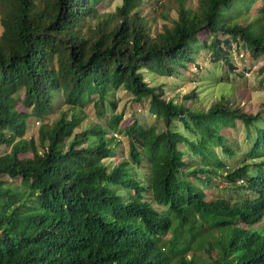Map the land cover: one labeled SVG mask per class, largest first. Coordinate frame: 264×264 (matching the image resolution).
Wrapping results in <instances>:
<instances>
[{"label": "trees", "instance_id": "1", "mask_svg": "<svg viewBox=\"0 0 264 264\" xmlns=\"http://www.w3.org/2000/svg\"><path fill=\"white\" fill-rule=\"evenodd\" d=\"M104 1L0 0V264H194L177 240L195 238L207 242L200 264H264L260 111L223 95L196 109L143 79V70L179 74L202 48L229 71L241 50L264 55V23L237 19L256 0H156L155 30L141 0L102 11ZM118 88L156 120L121 126L108 98ZM56 95L62 108L44 122ZM87 105L94 119L82 127ZM34 120L36 136L25 138ZM238 124L240 150L225 134ZM215 187L239 195L208 196Z\"/></svg>", "mask_w": 264, "mask_h": 264}, {"label": "rangeland", "instance_id": "2", "mask_svg": "<svg viewBox=\"0 0 264 264\" xmlns=\"http://www.w3.org/2000/svg\"><path fill=\"white\" fill-rule=\"evenodd\" d=\"M157 2H161V0ZM157 2L156 0H141V4L139 5V12L141 15L146 18L152 17L155 19L152 23L153 30L158 29L161 23L164 22V20L160 17L159 8L155 5ZM117 4H119V0L104 1L98 7L102 11H111ZM184 5L192 8L195 5V0H184ZM263 6V0H256L249 5L245 14V10L240 9L237 14L239 18L237 19H239V22L242 24L245 23V20L250 23L254 21L257 25L263 24L264 11L261 13V17L256 14L259 13L258 9ZM169 13L173 15L172 10H170ZM231 13L233 14L234 10H232ZM255 29L261 32L259 26ZM257 30H255L256 34H258ZM198 38L200 40L205 38L207 41L208 35L205 32H201L198 34ZM206 51H208L206 48L199 50V52L192 57V60L185 65L184 70L181 69L179 74H174L171 77H159L150 73L148 70H143V79L154 85L162 83V88L164 90L162 97L164 99L172 98L174 102L181 101L184 105H192L196 109L208 107L214 100H218L220 95H223L224 99L235 98V96H237V99L235 98V100H232L230 103H233L237 106L241 105L240 108L247 113L253 114L256 111H260V116L264 118V55H259L257 58H253L248 54L247 51L241 50L239 52L242 54L241 56H239V54L234 55V69L229 71L222 62H211L210 55ZM243 67L246 69H243ZM242 71H246V73L243 72V74ZM220 77H222V79H219ZM191 89L196 90L195 95H197L198 99L196 101L182 99V95L187 94ZM108 98H112L116 102V112L121 110L123 112V117L119 123L121 126L131 123L133 118H137L138 122L142 125L150 124L156 120L153 115L148 113L147 102L145 100H143L141 103L131 102L128 94L125 93L121 88L116 89L115 91L111 92V94L109 93ZM54 103V107L52 108L53 110L51 109V111L47 113L44 122L53 119L57 115L59 109L62 108L59 95H56L54 98ZM17 108L18 110L22 109L19 104L17 105ZM23 110L29 111V109ZM105 110L107 112L109 110V107L106 105V103ZM84 111L86 113V118L81 123L82 127H84L88 121L94 119L90 105L84 107ZM39 124L40 121L36 120L29 122V127L25 131L24 137L35 138L36 129ZM256 124L258 126H264V119L257 121ZM160 125L161 124L158 125V129L162 128ZM226 133L229 136L227 137L226 135L227 144L231 146L236 144L235 146H237L239 149V145L244 143L246 137V131L242 125L238 124L236 129L229 130L228 132L226 131L225 134ZM112 135L115 138L120 139L119 133H112ZM122 141L123 140L120 141L119 146H122ZM6 149L7 147L1 146V150ZM216 150L219 152L218 148ZM240 154L241 152L238 151L235 157H240ZM219 157L229 164L232 162L231 159L224 155L219 154ZM183 158L186 160L188 156L184 155ZM214 180L218 187L225 185L221 179ZM218 187L211 188L207 192V195L218 196L219 194H222L224 197L229 196L231 198L233 195L236 197L239 195L235 191H222V189H218ZM261 220L264 222V217H262ZM256 226L257 225L254 227ZM170 235L171 232H167L165 234V238H168ZM188 255H192L196 263H201L206 260V253L204 252L203 247H194L193 244L191 250L188 252Z\"/></svg>", "mask_w": 264, "mask_h": 264}, {"label": "clouds", "instance_id": "3", "mask_svg": "<svg viewBox=\"0 0 264 264\" xmlns=\"http://www.w3.org/2000/svg\"><path fill=\"white\" fill-rule=\"evenodd\" d=\"M246 73V72H245ZM262 117V116H261ZM261 119H264V118H261ZM264 217V216H263ZM262 219V218H261ZM261 221H263V220H261ZM168 232H171V231H168ZM167 233V232H166ZM165 233V234H166ZM165 234L163 235V239L164 240H166V241H168V240H170L171 238H172V232H171V235L168 237V238H165ZM166 243L167 242H165L164 241V244L161 246V251H166ZM177 243H178V245L179 246H181L182 244H184L186 247H187V250H186V252H185V254H186V258H188V259H190V260H192V262L194 263V264H200V263H196L195 261H194V259H193V257H192V255H188V252L191 250V247H192V244L194 245V247H203V249H204V252L207 254V242H199L196 238H195V240L194 241H191V243H189V247L187 246V244H185L184 243V241L183 240H180V241H178L177 240ZM169 262H173V261H171V260H169ZM166 264V263H165Z\"/></svg>", "mask_w": 264, "mask_h": 264}, {"label": "built area", "instance_id": "4", "mask_svg": "<svg viewBox=\"0 0 264 264\" xmlns=\"http://www.w3.org/2000/svg\"><path fill=\"white\" fill-rule=\"evenodd\" d=\"M242 54L241 53H239V56H241Z\"/></svg>", "mask_w": 264, "mask_h": 264}]
</instances>
